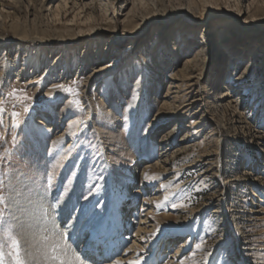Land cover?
I'll return each mask as SVG.
<instances>
[{
    "label": "rangeland",
    "instance_id": "1",
    "mask_svg": "<svg viewBox=\"0 0 264 264\" xmlns=\"http://www.w3.org/2000/svg\"><path fill=\"white\" fill-rule=\"evenodd\" d=\"M130 1L121 8V0H0V33L12 40L0 81V107L5 108L0 154L12 149L13 135L26 140L24 153L0 164L29 181L51 183L48 192L55 201L74 192L61 208L69 209L71 221L91 220L111 199L117 209L109 219H116L121 203H130L122 197L136 198L133 214L150 209L156 219L153 233L139 242L147 264L168 259L179 264L185 253L170 257L182 241L196 252L186 264L264 263L257 250L264 246V0ZM122 12L130 13L127 22ZM100 28L142 34L107 48L113 33H94ZM79 33L82 37L70 42ZM23 35L69 41L31 42L18 56L15 38ZM187 62L203 74L198 88L203 101L178 115ZM226 77L232 81L223 83ZM57 80L63 90L52 87ZM173 81L180 93L171 89L165 97ZM12 89H23L32 99L18 101L8 95ZM224 91L229 97L218 102ZM61 137L54 148L52 142ZM148 164L154 168L145 171L150 177L145 180ZM45 171L53 173L50 182ZM79 179L83 191H73ZM95 195L99 199L93 204ZM107 216L95 219L102 221L101 238L108 235L103 230ZM97 228L87 232L92 239ZM134 230L103 261L120 258L133 245ZM128 258L136 261L137 255ZM6 264H12L11 257Z\"/></svg>",
    "mask_w": 264,
    "mask_h": 264
},
{
    "label": "bare ground",
    "instance_id": "2",
    "mask_svg": "<svg viewBox=\"0 0 264 264\" xmlns=\"http://www.w3.org/2000/svg\"><path fill=\"white\" fill-rule=\"evenodd\" d=\"M121 2H122V4L120 5L121 8L124 5L126 7V5H128V3H129L128 0H121ZM120 15H122V17L126 18V20H124V22H127L128 18L131 16L130 13H128V12H126V13L122 12V13H120ZM215 17L216 18H219V17L229 18L226 15H220L219 17H217V16H215ZM211 18H214V17H211ZM234 21L237 22V23L240 22V20H238L237 18H234ZM153 22H155V19L152 20V23ZM81 33L73 36L71 38L70 42H72V41H74L76 39L78 40L80 37H82ZM94 33H96L97 35L102 34L104 36L109 35V33H113L112 38L107 41V48H110L111 45H121L122 43H120V42H124L125 40H126L125 42H128L131 38L128 39L127 37H133V35H136V34L137 35H141L142 34V32H138L137 31L135 33H132V35H121L118 32L112 31V30H110L108 28H100V29L96 30ZM15 40H16V42H19L16 45V50H17L16 53H17L18 56H20V53H23V52H21V50L22 51L25 50V44H29L31 42L42 46L43 44L49 45V44H52L53 42L54 43H58V44L59 43L60 44H65L66 42L69 41V39L68 40H66L64 38L61 39V38H58L57 36L51 38L50 40H46V39H42V38H40L38 36H34V37H30L29 38L28 36H25V35L19 36L18 38H15ZM11 41L12 40L6 38L5 36H3L0 33V50L4 51V56L2 58V61H0V81H1V73H3L2 70L4 69V63H5L4 59L11 53V51H10L11 49L7 46V45H9L7 43H9ZM134 43H135V41H134ZM57 59H59V57ZM117 60H119V59H116L115 61H117ZM198 61H199V57L196 60H194L192 62V64H195ZM187 63L185 65V67L182 69V71H184V75L182 74V77H184V81H185V87L184 88L185 89L182 90L184 92V94L181 97L183 99L181 101V105L178 106V109H177L178 115H185L187 112H189L191 109H193L195 106H197L200 102L203 101L202 100L203 96L200 93L201 91L198 89L200 83H202L203 74L200 73V72H196V71L191 70L192 64H190V63L187 64ZM21 72L23 73V71H21ZM21 72L18 73L17 75L21 76L22 75ZM38 77L35 78V80L31 79L30 81H27V85H31V84L35 83L38 80ZM174 80L179 81V79H176V78H174ZM230 81H232V79L226 77L224 79L223 83L227 84V82H230ZM59 82H60V80L59 81L58 80L55 81V83H54V85H52V87L58 86ZM180 82H181V80H180ZM171 89H176L174 91L175 94H179L180 93V90H179L180 87L178 86V84H176L175 81H173L172 83L169 84L168 91H167L165 97H169L170 96V94H171L170 90ZM228 97H229V94L224 91V92L221 93V95L218 97L217 100H218V102H224V101L227 100ZM175 100H176L175 102H180L178 98H175ZM150 134H151V132H150ZM186 138L188 140V137H186ZM149 140L150 141L153 140L152 136H149ZM159 160H160V158H159ZM156 164H158V162ZM138 166H140V164H137V165H135L133 167L134 168V170L132 171L133 177H135V176L137 177L138 176L137 175ZM144 168H143L142 174H144L146 170L153 169L154 165L148 164ZM80 181H81V179H79V181L77 182L76 187L74 188L73 191H75L77 188H78L79 191H83L82 184H80ZM138 194H139L138 191H136L133 194V196H137ZM73 196H74V192L68 194V197L65 200L60 198L58 200L59 202L57 200L56 201L53 200L54 199L53 195H50V196L48 195V197H47V206H48L49 212L51 213L50 219L54 220L56 222V226L58 227V229L60 231H62V232L63 231H67L69 233V238H70V240L68 241L69 247L65 250V253H64V258L66 260V264H67V262H71L74 259V257H73V246H72L73 239H75V238L81 239V237L85 233L89 232V230H91V229L93 230V228H97L98 227L97 228V232L94 233V239H93L95 241V246L90 249V254L93 256L95 264H112V260L113 259L104 260V261H103V259H105V257H109L112 254L116 253V251H117V246L116 245H118L117 244L118 241L119 240L123 241V239L124 240L127 239V237H128L127 235H129V233L131 232L132 228H135L136 230H134V232H132L133 236L131 237L132 240H133V245H131L129 248H126L127 256H125L123 253H121L119 255L120 256L122 255V256L120 258H118L120 260L125 261V264H127V262L130 260L129 259L130 257L128 258V256L132 255V257L135 258L136 255H137V254H135V252L139 253L140 249L144 248V247H141L139 245L140 244L139 242L142 241L141 238H143V236H146V235L149 236V234L153 233V229L155 228V225H156V219H155V216L151 214L152 212H150V209L144 215H143L142 212H141L142 214L139 215V216H137V214L136 215L133 214V208H134L133 206H136L135 205L136 204V200H135L136 198L135 199H131V198H128L126 195L122 197V199H130V203H125V202L121 203L120 211H118V213L116 211V213L118 214L116 219H113V220L109 219V217L112 216L113 212H115V210L117 209L116 208L117 206L115 207V205H117L116 204L117 202H115L114 199L113 200L111 199L112 202L110 200L109 204L112 203V205H113L112 208H109V204H108V206L104 205V207L101 209L102 212H101V210L97 211V213L95 214V216L91 220H87L84 223H82L83 220H85L87 218V216H84L81 219H76L74 221H71V220H68L69 209L68 210L67 209L66 210L61 209V208H64L66 205H68L69 200H71ZM57 197H56V199H57ZM111 197H113V196H111ZM98 199H99V196L95 195L93 200H92V203L96 204V201ZM35 203H38V198H33L29 202V204L26 205V207H30L32 204H35ZM139 209L141 211H143V210H145V206L141 205ZM146 210H148V209H146ZM66 211H67V213H66ZM106 212H108L107 218H108L109 226L106 225V228H103V230H107V232H108V235L106 237H104V238H106V240L103 241L104 238L103 237L101 238V236H102L101 234L102 233H99L100 231L98 230L100 228L99 226L101 225L102 221H99V222L97 221L96 222L95 219H96L97 215L99 216L100 213H104V215H105ZM88 213H90V210L88 211ZM261 214H263V216L261 218L264 219V210L263 209H262V213ZM136 216H137V218L135 220ZM168 216H170V215L169 214H164V217L167 218ZM20 218L22 220L26 219L23 209L21 210ZM65 223H66V227L64 228L63 225ZM26 231H27L26 228H24V229L18 228V236L20 238V241H21V244L23 246V249H25V252L26 253H31V252H34L36 250L29 246L30 242L27 241V238H26V235H25ZM88 237H89V235L87 233V236L84 237L85 240ZM37 245L39 247H46L45 245L40 243L39 234H38V238H37ZM187 246H188L187 242L186 241H182L179 244V247L176 249L177 250L176 253L174 255H171L170 258H172V259L180 258L185 253V251L187 249ZM104 249H105V251H103ZM129 249H130V251H129ZM257 250L258 251H262L263 255H264V246H262L260 249H257ZM119 251H121V250H119ZM143 255H144V253H143ZM145 257L142 259V264H147V262L149 260V257H147V258H145ZM27 258L30 261H32L33 256L29 255V256H27ZM36 258L42 260V257L37 256ZM50 264H57V262L56 261H50ZM163 264H171V260L168 259ZM261 264H264V263H261Z\"/></svg>",
    "mask_w": 264,
    "mask_h": 264
},
{
    "label": "snow or ice",
    "instance_id": "3",
    "mask_svg": "<svg viewBox=\"0 0 264 264\" xmlns=\"http://www.w3.org/2000/svg\"><path fill=\"white\" fill-rule=\"evenodd\" d=\"M0 55L4 54L0 53ZM57 87L60 90L64 89L63 85ZM68 91H71V89ZM8 95L18 101L32 99L26 96L23 89H12ZM77 95H79V92H77ZM76 107L83 111L79 102ZM28 108L29 106L25 104V111ZM4 113L5 108L0 107V124H2ZM13 115L19 117L20 113H13ZM14 127L20 128V124L17 123ZM62 140L61 137L59 141H53V147L55 148ZM11 142L12 149L6 154H0V159L8 160L13 155H20L25 152L26 140L22 139L19 133L11 137ZM55 154L59 155V149H56ZM4 167L5 165L0 164V264H6V257H11L12 264H50V261H56L57 264H66L64 253L69 247V233L60 231L56 226V222L50 219L51 213L48 210L47 197L51 183L42 185L37 179L29 181L28 177L23 174H14L11 168L5 172ZM47 167H50V165ZM52 175L53 173L48 171L44 172V177L49 182L52 180ZM149 179V174L145 173V180ZM99 180L102 181L103 176H100ZM33 198H38V203L26 207ZM22 209L26 217L23 220L20 218ZM18 228L27 229L25 235L27 241L30 242L29 246L36 251L26 253L25 249L21 247V241L15 234ZM38 234L40 243L46 247L37 245ZM72 246L74 259L67 262V264H95L93 256L90 254V249L95 246V241L91 236L84 241L83 247H81L79 238L73 239ZM6 247L9 249L8 252H5ZM195 248L202 250V244H196ZM123 254L127 256V252ZM29 255L33 256L32 261L27 258ZM189 255L194 257L196 252L190 249L186 250L180 258L179 264H186ZM37 256L42 257V260L37 259ZM112 264H125V261L117 258L112 260ZM127 264H142V257L137 253V260L128 261ZM171 264H177V262L172 260ZM204 264H208V261L205 260ZM221 264H231V262L224 260Z\"/></svg>",
    "mask_w": 264,
    "mask_h": 264
}]
</instances>
